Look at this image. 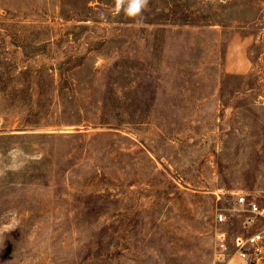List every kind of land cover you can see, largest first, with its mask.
Returning a JSON list of instances; mask_svg holds the SVG:
<instances>
[{
	"label": "rangeland",
	"instance_id": "1",
	"mask_svg": "<svg viewBox=\"0 0 264 264\" xmlns=\"http://www.w3.org/2000/svg\"><path fill=\"white\" fill-rule=\"evenodd\" d=\"M233 191L264 204V0H0V264H213Z\"/></svg>",
	"mask_w": 264,
	"mask_h": 264
},
{
	"label": "built area",
	"instance_id": "2",
	"mask_svg": "<svg viewBox=\"0 0 264 264\" xmlns=\"http://www.w3.org/2000/svg\"><path fill=\"white\" fill-rule=\"evenodd\" d=\"M236 212L241 215L242 232L229 233L220 229L215 233L213 264H264V204L249 198L245 192L233 191ZM227 221L220 210L216 223Z\"/></svg>",
	"mask_w": 264,
	"mask_h": 264
},
{
	"label": "clouds",
	"instance_id": "3",
	"mask_svg": "<svg viewBox=\"0 0 264 264\" xmlns=\"http://www.w3.org/2000/svg\"><path fill=\"white\" fill-rule=\"evenodd\" d=\"M149 0H115V14H124L137 24L143 20V12L148 8Z\"/></svg>",
	"mask_w": 264,
	"mask_h": 264
}]
</instances>
